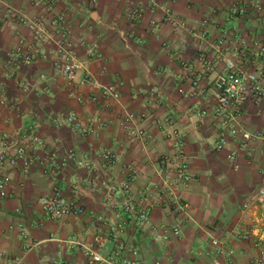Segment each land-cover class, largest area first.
<instances>
[{"label": "crops", "instance_id": "1", "mask_svg": "<svg viewBox=\"0 0 264 264\" xmlns=\"http://www.w3.org/2000/svg\"><path fill=\"white\" fill-rule=\"evenodd\" d=\"M0 1L3 9L8 6L29 17H45L49 29L52 18L64 14L79 58L87 65L85 74L119 93L117 100L84 86L77 90L83 100L71 99L50 55L31 65L11 66L6 53L16 50L20 38L30 42L32 34L22 25L14 30L9 22L0 24V100L11 104L0 106V137L34 132L46 143L28 173L7 169L12 182L9 196L0 198V264H90L71 241L94 244L100 231L105 237L98 247L102 256L112 255L120 244L125 247L119 261L131 257L130 249H137L142 264H213L216 260L256 264L262 251L258 242L264 236V196H255L264 187V99L249 100L241 117L244 130L263 137L250 143L229 138L224 150L217 151L222 129L214 117L215 74H207L200 81L202 92L192 95V81L200 70L197 53L204 49L216 54L221 30L227 31V44L221 50L229 54L242 41L264 43V30L255 18H240L230 10L234 2L245 0H97L96 5L91 0H52L50 14L34 8L30 0ZM131 3L145 8V19L136 27L126 19ZM167 10L185 21L188 29L165 24ZM205 18L210 19L208 36L197 41L193 34L201 32ZM153 22L159 24L158 30ZM80 41L97 42L102 57L89 58ZM43 47L51 52L53 41ZM240 67L264 73V58L244 61ZM222 69L220 65L216 72ZM21 81L29 84L27 92L19 89ZM202 111L207 114L200 116ZM73 114L81 127L66 123ZM129 114L132 126L145 130L147 138L128 139L121 122ZM89 128L93 134L87 133ZM172 130L180 132L178 139L168 137ZM179 145L191 175L190 184L175 191L190 205L182 212L152 198L164 188L161 181L166 172L176 169L174 161L165 160L175 155ZM72 148L80 160L90 162L88 168L70 162L58 176L44 172L41 162L48 154L57 152L62 158ZM105 151L117 155L113 167L103 162ZM231 151L238 154L235 161L227 158ZM91 179H97L98 185H91ZM128 182L136 204L150 205L147 226L141 227L119 208H105V188H117L116 199L122 202L119 188ZM57 192L85 213L48 219L39 200ZM256 224L260 229L255 230ZM153 226L169 239L155 242ZM173 228L180 229L179 236L172 234ZM22 229L29 240L22 238ZM245 234L247 241L239 237ZM214 240L220 245L214 246Z\"/></svg>", "mask_w": 264, "mask_h": 264}, {"label": "built area", "instance_id": "2", "mask_svg": "<svg viewBox=\"0 0 264 264\" xmlns=\"http://www.w3.org/2000/svg\"><path fill=\"white\" fill-rule=\"evenodd\" d=\"M30 3L34 8L44 10L46 14H50L52 11V0H30ZM91 4L96 5L97 0H91ZM2 5V1H0V24L5 21L9 22L10 27L14 30H16L19 25H22L27 27L32 34V40L30 42L24 38H20L16 50L6 53V58L11 66H19L17 62L23 63L24 65H31L37 58L50 55L53 57V69L56 74L64 79L68 87V96L71 99L81 102L83 98L77 90L79 87L84 86L94 88L105 97L110 96L114 99H119V93L114 87H102L91 75L85 74L87 65L79 58L77 45L73 38V30L66 22L64 14L53 17L51 28L49 29L47 28L45 17H29L21 9L8 6L3 9ZM230 10L234 15L240 18H255L264 30V0L236 1L231 6ZM145 14L144 6L139 3H131L126 9V19L134 27L140 25L144 21ZM209 20L210 19L207 18L201 20V32L193 34V37L197 41L207 38L208 31L206 29L210 23ZM163 22L172 26L175 30L188 29L187 23L169 10H167ZM152 25L154 30H158L159 24L153 22ZM221 33V38L216 41V54L211 55L204 49L198 51L197 60L200 64V70L195 72V79L192 81L194 89L192 95H195L198 92H202L200 81L207 74H215L213 90L217 96V105L214 110V117L219 120L222 129L220 138L216 144L217 151L224 150L229 138H240L243 143H250L253 140L263 137L262 134H255L244 130L241 125V117L243 107L249 100L259 102L264 99V73L262 71L249 72L243 70L240 64L244 61L250 63L252 59L264 58V43H248L242 41L239 45L233 47L229 54L221 50V48H224L227 44V31L221 30ZM50 40L53 41L54 48L51 52L47 53L46 50H43V45ZM80 45L85 47L89 58L100 59L102 57L101 53H99V44L97 42L86 43L80 41ZM1 56L2 47L0 46V57ZM220 65L223 66V69L221 72H216ZM106 69L107 68H104V70ZM19 89L23 92H27L30 86L26 81H21L19 83ZM0 106L7 108L11 107V104L7 99H2L0 100ZM206 114V111H202L199 115L205 116ZM65 120L66 123L70 125L81 127L79 120L74 114L69 115ZM131 121L132 115L129 114L124 117L121 122L128 139L135 142L147 138L148 133L145 130L133 127ZM87 133L93 134V128H89ZM179 133L178 130H172L168 133V137L170 139H178ZM45 146V141L37 134H34V132L20 133L17 138H12L8 134H2L0 137L1 199H5L9 196V186L12 182V178L7 172V169H21L23 173H28L35 164L37 152L44 149ZM237 155L236 151H231L227 158L230 161H235ZM102 159L108 167H113L118 160L117 155L112 151L103 152ZM171 161L176 163V169L166 172L161 181L164 188H161L157 196L151 197L157 204H161L165 200L168 206L174 211L182 212L188 210L190 205L187 202H183L175 191L188 186L191 181V175L187 157L181 145L176 149L174 156L168 157L165 160V162ZM70 162L87 168L90 166L89 161L79 159L78 152L74 148L69 149L62 158H59L57 152L50 153L41 163L44 172L55 177L58 176L62 170H65ZM234 168L236 170L239 169V165L235 164ZM89 183L94 186L98 185L97 179H91ZM102 184L106 185L105 182ZM105 190L104 205L107 210L119 208L123 212L134 216L138 221V225L141 227L149 224L151 214L150 205L139 206L136 204L129 182L123 183L121 188H119L123 197L122 202L116 199L117 188L111 187L105 188ZM255 196H264V187L260 188ZM145 199L147 200V196ZM39 204L46 217L51 220H59L69 215H83L85 213L83 208L77 206L73 202L66 201L58 192L40 198ZM254 228L255 230L260 229V225L256 224ZM113 231H118V229L114 228ZM152 231L154 232V241L157 243L166 242L169 239L168 234H158V229L154 226L152 227ZM172 234L179 236L180 229L173 228ZM21 236L24 240H29V234L24 229L21 231ZM239 237L244 241L249 239L248 234L240 235ZM104 242L105 237L100 231V233L95 236L94 244H86L74 240L71 241V244L81 250L90 264H142L138 259L139 251L137 249H130L129 252L131 257L119 261L118 259H122L125 253V247L122 244L117 247L112 255L102 256L98 247H102ZM213 245L219 246L220 242L214 240ZM258 245L261 247L262 251L255 263L264 264V236H261ZM228 255L231 256L232 252H229ZM213 264L223 263L216 260Z\"/></svg>", "mask_w": 264, "mask_h": 264}]
</instances>
